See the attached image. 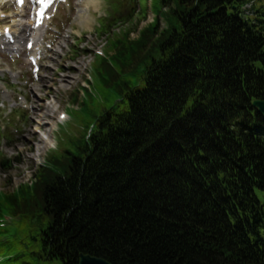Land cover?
<instances>
[{
  "label": "trees",
  "instance_id": "obj_1",
  "mask_svg": "<svg viewBox=\"0 0 264 264\" xmlns=\"http://www.w3.org/2000/svg\"><path fill=\"white\" fill-rule=\"evenodd\" d=\"M249 1L153 0L155 20L136 37L113 33L93 61L101 98L71 95L84 129L32 185L0 194V216L18 217L4 264H76L80 253L264 264V116L251 106L264 99V0L242 15Z\"/></svg>",
  "mask_w": 264,
  "mask_h": 264
},
{
  "label": "rangeland",
  "instance_id": "obj_2",
  "mask_svg": "<svg viewBox=\"0 0 264 264\" xmlns=\"http://www.w3.org/2000/svg\"><path fill=\"white\" fill-rule=\"evenodd\" d=\"M98 1L99 7L97 9L90 3L86 6L85 0H69L68 4L59 7L51 19V23L45 28L47 29L46 32H42L41 37L39 35L41 46L44 49H47L50 44L56 51H49L44 56L41 69L37 73L38 78L32 76L31 67L23 52L0 53V82L12 84L6 86L10 95L7 100L11 101L7 104L5 102L0 103V127H4V133L9 130L12 135V142L6 138L0 141L1 154L11 159L9 163L4 164L7 170L0 166V191H11L20 184L33 180L38 167L44 163V159H47L51 149L56 144L58 148H61L64 137H75L84 129L86 122L80 115L72 111H68L69 119L64 121L65 123L62 122L63 124L58 122L57 117L59 112H67L69 108L74 107L70 102L71 95L75 91H78L79 96L81 95L80 85L87 86L85 81L89 80L87 74H91V62L96 49L102 48L104 50L108 38L113 33H121L123 29L132 28V25L141 28L154 17L151 11H148L146 19L139 22V15L136 14V11H132L133 8L137 10L138 7L136 4L134 6L133 2L129 4L132 0ZM140 3L142 6L149 5L150 0H140ZM85 6L88 7V11L84 10ZM0 12L8 15L7 22L20 38L26 37L28 39V31L32 30L30 29L31 21L28 17L27 8L23 11L16 10L11 0H0ZM111 15L122 18L126 15L131 17L125 27L122 23L112 27L114 29H110L108 33H96L95 28L99 24L98 20L104 16L109 18ZM158 22L162 28L163 21L159 19ZM20 24L23 25L24 30ZM135 35L133 33V36ZM79 37L84 38V40H82L80 47L77 46L79 49L77 52L76 45ZM74 51L77 53L75 54ZM94 91L95 99L98 101L102 96V91L98 87L94 88ZM20 94L25 97L28 106L24 110L23 116L21 113L13 114L14 110H18L21 106L17 100V95ZM0 98H2L1 94ZM37 108L39 109L37 110ZM49 110L51 111L49 112ZM33 121H40L42 125H37ZM45 122L49 123L46 125ZM57 124L61 125L57 126ZM44 126H47L48 129L45 133ZM52 126L53 130L49 132ZM30 131L34 132L32 146H28L26 142L30 136ZM14 220L16 221L17 218ZM2 254L3 250L0 247V256Z\"/></svg>",
  "mask_w": 264,
  "mask_h": 264
},
{
  "label": "water",
  "instance_id": "obj_3",
  "mask_svg": "<svg viewBox=\"0 0 264 264\" xmlns=\"http://www.w3.org/2000/svg\"><path fill=\"white\" fill-rule=\"evenodd\" d=\"M252 106L261 114L264 115V100L262 99H254L251 102ZM35 217L32 221H34ZM77 264H111L104 259H101L99 257H94L90 255H79V260Z\"/></svg>",
  "mask_w": 264,
  "mask_h": 264
},
{
  "label": "bare ground",
  "instance_id": "obj_4",
  "mask_svg": "<svg viewBox=\"0 0 264 264\" xmlns=\"http://www.w3.org/2000/svg\"><path fill=\"white\" fill-rule=\"evenodd\" d=\"M67 2H68V0H67ZM86 2L87 3H90V5L91 6H93L95 9H97L98 7H99V1L98 0H86ZM95 2V3H94ZM84 9H87V8H84ZM84 21V20H83ZM85 22V21H84ZM23 28V27H22ZM39 107H41V106H39ZM36 108V107H35ZM39 108H37V110H38ZM51 110H49V112H50ZM47 113V112H46ZM45 113V114H46ZM34 114H35V112H34ZM33 122H35L37 125H42V122H38V121H33ZM46 123V125L49 123V122H45ZM43 130H44V133L45 132H47L48 131V129H47V126H44V128H43ZM53 130V126L51 127V129H50V131L49 132H51ZM33 133L34 132H32V131H30V136H29V138L26 140V142H27V144H28V146L29 145H31V142H32V136H33ZM51 142H53V141H51ZM32 146V145H31Z\"/></svg>",
  "mask_w": 264,
  "mask_h": 264
}]
</instances>
